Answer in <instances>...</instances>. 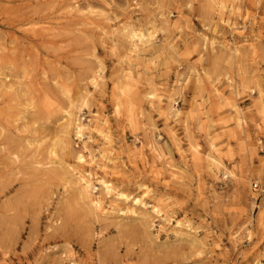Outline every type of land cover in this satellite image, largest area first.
<instances>
[{
    "label": "rangeland",
    "instance_id": "rangeland-1",
    "mask_svg": "<svg viewBox=\"0 0 264 264\" xmlns=\"http://www.w3.org/2000/svg\"><path fill=\"white\" fill-rule=\"evenodd\" d=\"M0 264H264V0H0Z\"/></svg>",
    "mask_w": 264,
    "mask_h": 264
},
{
    "label": "bare ground",
    "instance_id": "bare-ground-1",
    "mask_svg": "<svg viewBox=\"0 0 264 264\" xmlns=\"http://www.w3.org/2000/svg\"><path fill=\"white\" fill-rule=\"evenodd\" d=\"M221 8H223V6H220ZM129 36L132 38V39H136L138 42H140V44L142 45H145L147 44L148 42H144L143 43V40L145 38H147L148 36H145L142 32L138 31H133L131 30L130 33H129ZM204 41H206V39L204 38ZM147 96L149 98L152 97L151 94H147ZM173 102V101H172ZM171 110H172V107H171ZM234 111L236 112V114H238L237 110L234 109ZM81 110H78V113H80ZM73 114L71 113H67V117H68V122L69 123H73L74 124V129H75V135L78 137V138H83L85 135H84V131L88 128V126L86 124H83L81 123V121L79 120H74L73 118ZM238 122H241V119H238ZM72 125V124H70ZM104 138V137H103ZM89 139V138H88ZM105 139V138H104ZM149 149V151L153 154H156V150L155 148L152 146V145H146ZM144 145H141L140 146V150H143L144 151ZM141 153V152H140ZM157 157H159V155H157ZM75 160L78 164H83L85 161H84V157L83 155L81 154H78L75 156ZM211 161H214L213 159H210ZM212 164V163H211ZM168 169H173V167L171 165L168 164L167 166ZM170 169V170H171ZM174 175V174H172ZM77 181L79 182L80 186H81V189H82V194L84 195L85 198H87V200L89 201L90 205L102 212L104 211V202H103V199L100 197V198H95L93 199L91 197V182L89 179H86L84 178L83 176L79 175L78 178H77ZM98 185L100 186L102 192L104 193V196L106 198H109V199H114V200H122L124 203H128L130 201V198L128 196H125L121 193H118L114 188L113 186L111 185V183L106 180L105 178L103 179H100L98 181ZM114 202V201H113ZM131 202H132V205H141L143 207L146 206V204H144L142 201H141V197L140 198H134V199H131ZM120 210L117 211V213L119 212ZM131 213L133 212V210L130 211ZM151 212L154 213L155 215L159 216V217H162L161 216V212L156 209L155 207H151ZM167 223H169L168 220H166Z\"/></svg>",
    "mask_w": 264,
    "mask_h": 264
},
{
    "label": "built area",
    "instance_id": "built-area-1",
    "mask_svg": "<svg viewBox=\"0 0 264 264\" xmlns=\"http://www.w3.org/2000/svg\"><path fill=\"white\" fill-rule=\"evenodd\" d=\"M257 187V185L256 184H254V188H256Z\"/></svg>",
    "mask_w": 264,
    "mask_h": 264
}]
</instances>
